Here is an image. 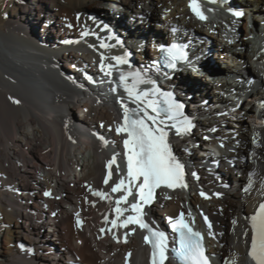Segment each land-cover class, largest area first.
Returning a JSON list of instances; mask_svg holds the SVG:
<instances>
[{
    "label": "bare ground",
    "instance_id": "obj_1",
    "mask_svg": "<svg viewBox=\"0 0 264 264\" xmlns=\"http://www.w3.org/2000/svg\"><path fill=\"white\" fill-rule=\"evenodd\" d=\"M106 1L109 6L104 10ZM234 3L247 11L245 16L230 18L226 13L228 7L224 10L213 1L209 5L210 17L200 22L191 13L189 0H0V264H68L76 257L86 264H125L126 249L134 250L130 264L148 263V249L137 230L126 243L115 242L117 236L103 238L96 233L97 223L109 204L93 200L97 207L92 208L86 197L90 198L89 187L111 191V184L117 182L104 184L108 144L120 147L121 137L115 131L117 121L123 118L119 100L123 98L129 108L136 107L123 88L117 87L119 72L147 69L149 63L142 57L144 50L150 51L152 59L160 41L170 39L171 25L190 31L185 40L192 36L191 55L200 61L199 66L191 65L177 73L171 85L194 90L198 99L194 104L188 102L185 109L194 130L182 137L169 134L174 154L189 166L187 187L184 192L161 193L158 204L152 206L151 216L159 220L162 215L186 214L188 207L194 212L206 208L216 223L215 236L209 238L211 251L222 253L230 261L237 259L238 264H249L245 259V218L264 196L260 183L264 178V106L257 104L264 92L252 94L241 109H236L231 99L217 94L223 89L217 84L226 86L229 79L216 84L212 79L198 82L195 78L202 74L198 67L211 65L212 61L227 68L233 78L243 77L245 72L260 74L254 61L258 57L256 63H261L263 56L257 52L256 41L248 40L254 32L248 30V25L251 18L256 30L264 31V3ZM114 7L118 12H110ZM90 9L99 11L111 29L119 35L122 31L127 37L126 41L121 35L135 57L133 70L126 71L108 57L109 49L101 47L106 41L81 35L87 24L98 31L86 15L80 22L77 20L81 11L86 13ZM148 12H156L160 21L152 25L151 47L134 35L140 16ZM30 24L33 35L23 31ZM234 31L238 42L230 46L227 42ZM41 41L43 44H39ZM210 43L212 52L203 53ZM137 46L143 50L135 55ZM241 47L244 50H238ZM101 55L106 58L105 64L115 66L112 75L106 77L116 86L112 95L104 94L105 88L87 79L102 75ZM141 63L147 64L143 67ZM59 64L74 77H68L67 72L59 75ZM259 67L264 68V63ZM260 85L264 86V79H260ZM99 93L104 98H99ZM205 99L206 104L202 102ZM218 101L222 104L218 105ZM247 117H253V121L248 120L237 131L233 121ZM100 136L108 141L107 145ZM254 137L257 144H253ZM245 147L256 155L251 161L242 162L236 156L245 153ZM214 149L219 151L218 166L212 158L203 163L206 155L201 154L208 155ZM210 167L217 168L215 175ZM250 172L257 174L255 185L250 193H245L239 188L242 180L238 178L243 173L247 180ZM215 177L228 180L232 188L219 199L201 198L198 188L212 187ZM45 191H50L52 198H45ZM54 211L56 217H52ZM234 219L238 224H232ZM20 242L33 246L35 255L29 257L21 252L17 247Z\"/></svg>",
    "mask_w": 264,
    "mask_h": 264
},
{
    "label": "snow or ice",
    "instance_id": "obj_2",
    "mask_svg": "<svg viewBox=\"0 0 264 264\" xmlns=\"http://www.w3.org/2000/svg\"><path fill=\"white\" fill-rule=\"evenodd\" d=\"M189 8L201 20L207 19L201 8L198 0H189ZM233 15L240 17L243 12L236 11ZM71 27V25H69ZM87 31L82 35L87 36ZM101 47H111V45L101 44ZM186 46L177 43H172L168 47L161 45L160 51L163 54L161 59L169 69H175L177 62L186 60L187 53L184 51ZM105 57L101 55L100 69L105 75L111 76L114 70L113 64H105ZM112 59L116 65H131L127 59V55L114 56ZM160 65L153 62L145 70H133L129 72L120 71L117 87H122L127 93V98L135 108H129L124 99L121 98L119 103L123 109L122 122L115 127L116 133L126 134L123 139L126 157V176L121 177L111 186L112 193H122L115 200V219L111 221L105 216V223H111V228L108 231L116 228H128L129 225H137L140 229L147 231L144 236L145 244L151 246V264H165L169 259L168 252V236L158 227L150 226L146 222L145 217L150 210L156 196V190L162 187L169 189L185 188V165L180 162L173 152L172 145L169 142V131L174 129L176 136H185L191 133L195 125L184 113V104L178 102L172 92L161 91L156 86V82L149 76V73L155 68L160 70ZM118 70V69H117ZM167 78V73H164ZM88 80L92 77L88 76ZM142 85H151L149 88H142ZM113 92L116 88L112 89ZM19 103V101H15ZM103 127V125H101ZM215 131V129H211ZM105 145L108 141L100 136ZM208 139V137H205ZM253 144H257L256 137L253 138ZM223 147V145H221ZM252 153V156H255ZM116 163V154L108 162V175L104 179V184L107 185L112 177L111 168ZM117 171L119 167L117 166ZM192 175L195 177L196 173ZM257 174L250 172L246 186L242 189L245 193H250L255 185L254 177ZM261 187H264V178H261ZM92 195L99 197L102 200H111V196L102 190H96L89 187ZM45 196H51L50 191L44 192ZM202 196H207L201 192ZM219 196L221 194L216 193ZM129 197H133L134 202H131L128 208H122V204H129ZM125 212L131 214L124 216ZM55 215V213H53ZM191 212L188 216L191 217ZM77 225L81 221L79 213H76ZM123 217V219H121ZM247 227L243 235L247 237L248 244L247 257L252 264H264V202L259 203L253 214L245 218ZM209 230L212 224L208 218L204 217ZM171 228L179 236V247L173 248L172 251L179 258L181 264H210L209 258L206 255V249L203 243V235L194 231L192 226L185 220V214L181 212L176 218L169 217ZM233 225L238 224V220L232 221ZM250 230V231H249ZM105 231V229H101ZM135 229H133V232ZM211 234V232H210ZM23 248V245H21ZM129 255H131L129 253ZM225 264H238L237 259L225 261Z\"/></svg>",
    "mask_w": 264,
    "mask_h": 264
},
{
    "label": "rangeland",
    "instance_id": "obj_3",
    "mask_svg": "<svg viewBox=\"0 0 264 264\" xmlns=\"http://www.w3.org/2000/svg\"><path fill=\"white\" fill-rule=\"evenodd\" d=\"M258 1V0H257ZM258 2H260L261 4H263L264 3V0H260V1H258ZM142 5V4H141ZM106 6V7H105ZM105 9L104 10H106L107 9V6H109V1H106L105 2ZM90 10H92V9H90ZM82 13H84V16L82 17V19H84V17H85V15H86V13H85V11H81ZM80 12V13H81ZM111 12V11H110ZM99 14H100V12H99ZM146 15H148V20H146V19H141V20H139L138 21V24H137V26H138V30H136V31H134L135 33H134V35L135 36H139L140 38V40L142 41H146V45H148V46H150L151 47V45H152V42H153V38L151 37L152 35H153V32L151 31V29H152V25L153 24H155V25H158V24H160L159 22V20L156 18L158 15H157V13L156 12H148ZM145 15V16H146ZM246 14H244V16H245ZM77 17H78V15H77ZM78 20V19H77ZM243 20V23H245V19H242ZM135 22V21H134ZM41 25V24H40ZM39 25V26H40ZM248 27H249V25H248ZM128 29L132 32V28L130 29L129 27H128ZM248 30H249V28H248ZM23 31L25 32V34H31V35H33L34 34V28L31 26V24L30 25H25L24 27H23ZM121 31V30H120ZM243 33L242 34H244V31H242ZM211 34V33H210ZM121 35L125 38V40L127 41V37H125V35H124V33L121 31ZM35 37V36H34ZM36 38V40H37V37H35ZM104 38H105V36H104ZM39 40V39H38ZM243 40L244 41H246V37H244L243 38ZM113 42V41H112ZM42 44L43 42L41 41V42H39V44ZM115 43H117L118 44V42H117V40L115 41ZM247 43V42H246ZM137 49H140V50H143V48L142 47H139V46H137V48H136V50L134 51V52H136L137 51ZM151 50V49H150ZM145 52L144 53H149V52H147L146 50H144ZM62 65H64V63H62V62H60ZM61 64H59L60 65V68L59 69H57L58 70V74L59 75H61V74H63V72H67V74H68V77H70V78H73L74 77V75L71 73V72H69V70L67 71V68L65 69V68H63V66H61ZM205 65H208V64H205ZM247 65V64H246ZM219 67V66H218ZM201 68H202V66H201ZM201 68H200V70H201ZM62 69V70H61ZM60 71V72H59ZM200 72V71H199ZM196 79H197V81L199 82V81H202V80H211V78H210V76H205V75H202L201 74V76H196L195 77ZM211 97V96H210ZM198 99V96H197V94H196V96H195V100H197ZM250 109H251V107H250ZM75 113H77V112H74V114ZM121 114V110L119 111V115ZM121 115H123V112H122V114ZM252 118V119H251ZM251 118H246L245 120H243L242 118H240L239 120H236V121H233V126H234V128L238 131V130H242L243 128V124L244 123H246V122H249V121H253V117H251ZM122 119V118H121ZM120 118H119V120L117 121L118 123H120V120H121ZM198 120V122H202V120L200 119V118H198L197 119ZM249 120V121H248ZM70 121H72V118H71V120ZM205 121V120H204ZM72 123V122H71ZM247 142H249V141H247ZM244 152L245 153H241V154H238L236 157H239L240 159H243V158H245V157H247L248 155H250V157L248 156V160H245V161H243V162H247V161H251V157H252V153H254V151L252 152V150H251V148H244ZM194 153H196V154H199V150L198 149H194ZM252 163V162H251ZM250 163V164H251ZM240 174H243V173H240ZM238 179H240V177L238 178ZM214 180V179H213ZM240 180H242V182H245V180H246V175L245 174H243V178H241ZM223 206V205H222ZM3 240H4V237H3ZM4 242L2 241V244H3Z\"/></svg>",
    "mask_w": 264,
    "mask_h": 264
},
{
    "label": "water",
    "instance_id": "obj_4",
    "mask_svg": "<svg viewBox=\"0 0 264 264\" xmlns=\"http://www.w3.org/2000/svg\"><path fill=\"white\" fill-rule=\"evenodd\" d=\"M98 13V11H94V10H88L87 12H86V16L91 20V22L92 23H94V26L96 27V28H98V30H99V27H98V25H97V23H95L94 21H93V19L91 18V13ZM89 25V24H88ZM89 27H90V25H89ZM93 29V28H92ZM103 48H105V47H103ZM115 55L116 56H119V55H127V53H126V51H124V50H122V49H118L117 51H116V53H115ZM110 58V57H109ZM146 58V57H145ZM114 63H115V61L112 59V57L110 58ZM127 59H128V61H129V58H128V56H127ZM248 157V156H247ZM250 157V156H249Z\"/></svg>",
    "mask_w": 264,
    "mask_h": 264
}]
</instances>
